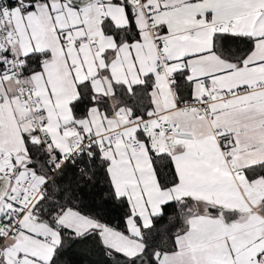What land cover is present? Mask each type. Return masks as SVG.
Listing matches in <instances>:
<instances>
[{"label":"snow or ice","instance_id":"6c2138e0","mask_svg":"<svg viewBox=\"0 0 264 264\" xmlns=\"http://www.w3.org/2000/svg\"><path fill=\"white\" fill-rule=\"evenodd\" d=\"M0 264H264V0H0Z\"/></svg>","mask_w":264,"mask_h":264}]
</instances>
